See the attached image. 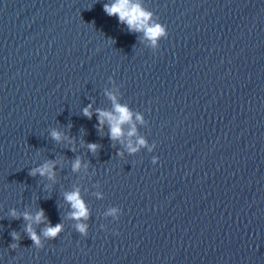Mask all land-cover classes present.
<instances>
[{
	"label": "water",
	"instance_id": "1",
	"mask_svg": "<svg viewBox=\"0 0 264 264\" xmlns=\"http://www.w3.org/2000/svg\"><path fill=\"white\" fill-rule=\"evenodd\" d=\"M111 2L0 0V264H264V0H135L167 27L156 48ZM107 91L145 121L134 154L131 125L123 143L97 130ZM45 161L54 180L29 174ZM76 188L87 236L64 199ZM41 208L64 230L36 248L25 226L46 222L23 213Z\"/></svg>",
	"mask_w": 264,
	"mask_h": 264
},
{
	"label": "clouds",
	"instance_id": "2",
	"mask_svg": "<svg viewBox=\"0 0 264 264\" xmlns=\"http://www.w3.org/2000/svg\"><path fill=\"white\" fill-rule=\"evenodd\" d=\"M103 10L109 17H118V20L121 24H126L129 32H137L143 33V39L149 41L153 48H156L158 42L162 38H167L168 32L166 25L153 21L152 13L149 10H146L142 7L140 3L135 2V0H112L111 3H104ZM106 95L113 103V109L111 111L96 109L95 114L97 116L98 124L97 130L102 131L104 125L107 123L108 126V134L109 138L112 141H121L123 143V137L125 135L123 126L126 124L131 125L130 130L127 132V136L130 138L127 143V151L129 154L136 153L140 147L146 146V140L141 137L136 141V145L133 146V142L131 140L132 137L137 135V128L135 123H133V116H135V120L139 121L143 124L145 121L143 117L139 113H133L129 109L127 105H122L117 101V96L111 92L107 91ZM83 115L88 117L89 119L93 116L92 105L89 104L87 107L83 108ZM52 139L57 142H60L62 139H69L67 136H63V134L58 130H53L50 133ZM71 142V141H69ZM87 148L92 153H97L100 145L96 143H88ZM156 148V144L154 143L149 151ZM117 155L122 156L123 153L117 152ZM158 157L153 156L152 164L155 165L158 162ZM82 167V160L77 157L72 162V171L78 172ZM83 167L86 169L88 167L87 164H84ZM55 168L56 164L53 161H45L39 167L32 168L30 170V175L36 176L39 174L44 177L47 176L50 180L55 179ZM99 193L97 196L99 197ZM65 201L70 205V219L76 221L75 230L80 233L82 236H87L88 234V225L84 223L90 218V212L86 205V202L80 195V189L76 188L71 192H66L64 195ZM117 212L116 208L110 209L109 214L115 215ZM10 215L13 218L19 219V215L17 214L15 209H12ZM23 219L25 221H34L36 224L45 223L44 229L38 234L36 230L33 228L32 223H28L25 226L24 231L27 233V237L33 242L36 248H43L44 245L41 242V237L47 240L56 239L64 230L63 223H57L54 226L51 221L47 220L44 210L41 208L33 217L30 213H23ZM118 235L119 233H115ZM13 243L9 245V247L15 250L19 247V241L21 239L19 233L12 232L11 233Z\"/></svg>",
	"mask_w": 264,
	"mask_h": 264
}]
</instances>
